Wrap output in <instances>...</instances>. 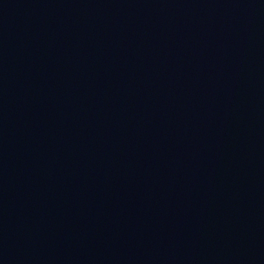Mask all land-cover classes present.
Listing matches in <instances>:
<instances>
[{
    "label": "water",
    "instance_id": "water-1",
    "mask_svg": "<svg viewBox=\"0 0 264 264\" xmlns=\"http://www.w3.org/2000/svg\"><path fill=\"white\" fill-rule=\"evenodd\" d=\"M0 264H264V0H0Z\"/></svg>",
    "mask_w": 264,
    "mask_h": 264
}]
</instances>
